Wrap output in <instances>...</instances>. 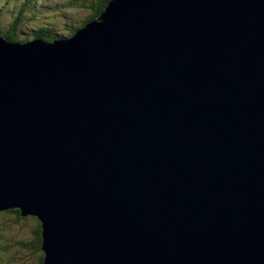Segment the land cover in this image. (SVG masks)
Here are the masks:
<instances>
[{
    "label": "water",
    "instance_id": "water-1",
    "mask_svg": "<svg viewBox=\"0 0 264 264\" xmlns=\"http://www.w3.org/2000/svg\"><path fill=\"white\" fill-rule=\"evenodd\" d=\"M44 264H264V0H111L0 38V211Z\"/></svg>",
    "mask_w": 264,
    "mask_h": 264
},
{
    "label": "trees",
    "instance_id": "trees-1",
    "mask_svg": "<svg viewBox=\"0 0 264 264\" xmlns=\"http://www.w3.org/2000/svg\"><path fill=\"white\" fill-rule=\"evenodd\" d=\"M30 0L23 4L20 10L19 18H15L12 24V33H7L5 39L14 43H26L28 40L41 39L44 41H55L59 36L61 38L71 37L75 34L76 29L70 28L67 35L56 36L50 29L35 30L29 29L28 32L22 33V38L19 33H15V23L20 21L25 22L30 19L33 21L35 18L31 17L32 14L31 6L29 5ZM111 0H83L82 6L85 10L90 12L88 17H85L82 22V27L86 26L90 21L99 17L105 10L108 3ZM2 224L10 225L9 227H16L17 229L26 230L30 237L29 239L21 238L15 240L13 237H9L1 232L0 228V261L3 264H44L45 253L42 249V225L40 221L33 216L23 217L20 210H4L0 211V226ZM12 243V244H10ZM4 251V252H3ZM22 256V257H21Z\"/></svg>",
    "mask_w": 264,
    "mask_h": 264
},
{
    "label": "rangeland",
    "instance_id": "rangeland-1",
    "mask_svg": "<svg viewBox=\"0 0 264 264\" xmlns=\"http://www.w3.org/2000/svg\"><path fill=\"white\" fill-rule=\"evenodd\" d=\"M27 1L0 0V36L5 37L8 31L10 33L13 32L12 24L15 18H19L20 10ZM82 2L83 0H30L28 3L32 6V14L29 13V15L35 19L33 21L28 19L25 24L20 21L16 22L15 33L20 32L19 36L23 39L22 33L28 32L29 29H51L56 36L68 35L69 32L66 33V31L70 28H75L77 32V30L83 28V19L90 15V12L83 8ZM60 39L63 38L61 36L58 39L56 38V40ZM9 226L2 224L0 226L1 232L13 237L15 240L21 238L29 239L30 234L26 230L17 229L16 227L10 228ZM0 264H3L2 261H0Z\"/></svg>",
    "mask_w": 264,
    "mask_h": 264
},
{
    "label": "bare ground",
    "instance_id": "bare-ground-1",
    "mask_svg": "<svg viewBox=\"0 0 264 264\" xmlns=\"http://www.w3.org/2000/svg\"><path fill=\"white\" fill-rule=\"evenodd\" d=\"M85 27V26H84ZM80 30V29H79ZM78 31V30H77ZM8 41V40H7ZM30 42H32V41H30ZM43 42H45V43H49V42H52V41H49V42H47V41H44L43 40ZM23 217H27V216H23Z\"/></svg>",
    "mask_w": 264,
    "mask_h": 264
},
{
    "label": "clouds",
    "instance_id": "clouds-1",
    "mask_svg": "<svg viewBox=\"0 0 264 264\" xmlns=\"http://www.w3.org/2000/svg\"><path fill=\"white\" fill-rule=\"evenodd\" d=\"M1 38H3V37H1ZM5 39V38H4ZM7 40V39H6ZM9 41V40H8ZM32 41V40H31ZM56 41V40H55ZM28 42V41H27ZM12 210H17V209H12Z\"/></svg>",
    "mask_w": 264,
    "mask_h": 264
}]
</instances>
